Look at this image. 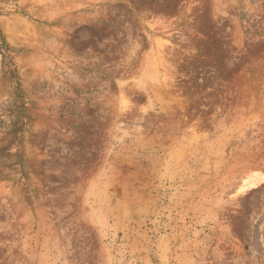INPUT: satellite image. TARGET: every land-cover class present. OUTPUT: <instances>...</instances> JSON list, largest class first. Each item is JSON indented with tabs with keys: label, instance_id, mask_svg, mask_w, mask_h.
I'll return each instance as SVG.
<instances>
[{
	"label": "rangeland",
	"instance_id": "1",
	"mask_svg": "<svg viewBox=\"0 0 264 264\" xmlns=\"http://www.w3.org/2000/svg\"><path fill=\"white\" fill-rule=\"evenodd\" d=\"M0 36V264H264V0H0Z\"/></svg>",
	"mask_w": 264,
	"mask_h": 264
},
{
	"label": "trees",
	"instance_id": "2",
	"mask_svg": "<svg viewBox=\"0 0 264 264\" xmlns=\"http://www.w3.org/2000/svg\"><path fill=\"white\" fill-rule=\"evenodd\" d=\"M0 38H1V41H2V44H1L0 48L3 49V50H6L7 49L6 42L3 40L2 36H0ZM10 72H11V77L15 78L16 75L14 74L15 73L14 70H11ZM16 79L17 78H15V80ZM16 87L19 88V83L17 82V80H16ZM16 96H17L18 99H20L21 96H22L21 91L19 89L17 90Z\"/></svg>",
	"mask_w": 264,
	"mask_h": 264
}]
</instances>
